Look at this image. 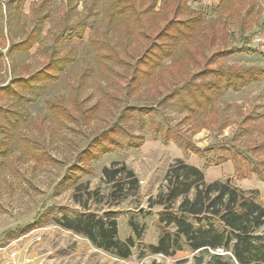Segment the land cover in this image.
I'll use <instances>...</instances> for the list:
<instances>
[{
	"label": "rangeland",
	"instance_id": "rangeland-1",
	"mask_svg": "<svg viewBox=\"0 0 264 264\" xmlns=\"http://www.w3.org/2000/svg\"><path fill=\"white\" fill-rule=\"evenodd\" d=\"M36 1L27 0L21 7L22 15L5 24L4 0H0V31L4 37L0 35V55L3 58L0 87L44 69L50 56L55 60V55L67 58V62H63L55 79L44 84L35 82L32 90L17 88L24 100L5 97L0 102L6 109V115L0 116V245L23 235H27L22 239L27 244L31 231L42 228V240L31 245L30 251L36 261L41 260L43 264H197L195 260L201 257L202 264H213L211 255L216 254L226 264H237L232 255L219 250L191 252L184 248L172 256L151 254L149 246L156 245L160 237V217L169 213L180 217L176 210L181 199L166 212L158 204L149 208V198L155 201L163 188L162 180L168 165L175 159L199 167L206 182L214 181L228 177L224 163L210 165L213 158L223 154L220 146H234L245 151L250 141L264 138V78L238 92L231 89L218 92L210 105L196 113H191L179 101L187 99L185 85L192 84L193 80L199 84L210 80L211 76L205 79L193 77L208 65L204 57H199L201 54L208 57L217 50L243 47V52L224 57L211 65L263 68L264 54L251 40L264 29V0H255L258 14L246 21L245 28L240 27L235 19L217 21L215 13L207 9L201 12L205 24L196 36L187 40L180 38L179 41L171 39L177 56L183 55L184 48L195 51L197 46L195 55L199 57L198 61L190 62L185 70L187 73L180 77L163 76L161 71L139 87L135 85L136 88L129 79L135 69H143L138 61L149 43H156L157 28L163 21L143 19L142 34L149 41L133 42L123 31L108 30V43L120 52L123 62L97 64L95 59L99 57L95 47L92 45L91 52V45L87 43L91 29L98 26L96 13L101 7L92 8L91 0H54L48 5L50 16L45 21L39 43L28 51H10L8 47L23 41L30 31L33 24L29 6ZM87 1V5H83ZM192 3L187 2L193 6ZM157 8L162 10L163 6L159 4ZM174 10L175 7L166 8L165 15L171 18ZM75 22L87 25L84 38L66 39L55 44L53 37L62 28L74 26ZM212 37L216 43L205 47L203 44H208ZM51 48L54 53H50ZM168 63L169 60H165L164 64ZM60 100L63 103L59 105ZM47 101L65 107V114L48 113ZM128 107H145L151 112L145 115L134 111L128 113L131 116L124 114L120 120ZM246 118L254 121L252 136L244 132L246 123L243 120ZM116 126L124 129L126 134L116 135L119 145L115 150L94 161L84 160L82 152L93 143V138L101 136L107 139L111 136L110 131H117ZM167 130L197 149H207V153L199 157L181 150L171 141L165 144L158 132ZM140 140L141 145L133 148L132 144ZM262 159L264 157H258L255 161ZM113 163L125 165L137 179V189L129 190L125 199H118L122 193L116 189L112 195V185L106 184L103 178L102 168H109ZM231 181L238 188L257 189L258 201L264 206V178L257 179L252 175L244 182L234 177ZM80 184H87L93 195L88 197L82 186L77 190ZM74 194L83 203L85 201L86 209L73 201ZM189 197L192 198L191 195ZM86 211L99 216L114 212L119 239L126 241L132 237L134 240L135 246L126 260L96 249L85 237L58 225L62 216L73 219ZM186 219L196 225L195 218L187 216ZM128 222L134 225L140 235L138 238ZM173 230L175 227L171 224L168 231ZM257 234H264V226Z\"/></svg>",
	"mask_w": 264,
	"mask_h": 264
},
{
	"label": "trees",
	"instance_id": "trees-1",
	"mask_svg": "<svg viewBox=\"0 0 264 264\" xmlns=\"http://www.w3.org/2000/svg\"><path fill=\"white\" fill-rule=\"evenodd\" d=\"M26 1L4 0L5 24L14 22L16 17L22 15L21 7ZM91 1L92 8H95V6L101 7L100 11L96 13L98 26L95 29H91L92 34L89 36L87 43L89 46L91 45V52L92 45L95 47V52H97L96 54L99 57L95 59L97 64H104L105 61L110 64L123 62L121 56H119L120 52L108 43V30L123 31L125 36L131 38L133 42L149 41L142 34L144 33L141 28L143 19L154 18L163 21L162 25L157 28L156 43L154 41L149 43L143 56L138 61L143 66V69H135L133 77L129 79L131 80L130 83L134 85L133 88H136L135 85L139 87L142 83L154 77V74L161 71L164 74L163 76L166 74L167 76L175 75L180 77L181 74L187 73L185 70L190 65V62L195 63L199 57H204L208 64L207 67L197 71L193 77L204 78L211 76L210 80L203 82V84H199L200 82L193 83V80L192 84L185 85L186 87L183 88L184 93L187 94V99L179 100L183 102L184 108L191 113H196L198 109H205L208 104L210 105L218 92H223L225 89L238 92L241 88L254 84L263 78L264 71L256 67L226 66L221 68L211 65L224 57L243 52L245 50L243 47L217 50L208 57L204 54L196 57L197 46L194 48L195 51L187 47L182 51L183 55L177 56L171 39L179 41L180 38L187 40L189 37H194L205 24V19L201 13L193 15L192 12H189L193 15L192 17L185 19L181 17L185 9L182 0H176L168 4L163 3L164 8L159 11L155 10L156 0ZM51 3H53V0H39L30 4V18L33 25L23 41L15 42V44L8 47L10 51H28L39 43L45 21H48L50 16L48 5ZM87 3L88 1L83 5L86 6ZM168 5L175 7L171 18L165 15ZM255 6V0H221L216 9L217 21L237 19L240 27L245 28L246 21L252 18ZM187 11L189 10L187 9ZM86 29L87 25L85 23L75 22L72 27L62 28L60 33L53 37L54 43L60 44L66 39L70 41L75 38L83 39ZM0 35L4 38L1 31ZM203 39H205L204 41L207 40L205 33L203 34ZM215 43L216 41L214 42L212 37L208 44L205 43L203 45L209 47ZM50 53H54L53 48L50 49ZM54 57H57V59H52L50 56L43 66L44 69L33 73L30 77L13 79L6 85H2L0 87V102L5 97L15 99V101H22L24 100L23 96L17 88L32 90L31 87H34L35 82L44 84L49 80L55 79L56 74L62 69L63 62H67V58H59L57 55ZM165 60H169L168 65L164 64ZM2 66L3 58L0 55V68ZM62 103L63 100H60L59 105ZM59 105L47 101V112L55 111L61 113V115L65 114V107L63 108ZM134 111L145 115L151 112L149 108L145 107L138 109L128 107L125 109V113L123 112L120 120L125 116L124 114L128 115V113L131 114ZM5 112L6 109L0 103V116L4 117L6 115ZM243 122L246 123V127H244L245 134L252 136L253 132H255L254 121L251 118H246ZM202 127H205V125ZM115 129L117 131H110L109 134L111 136H108L107 139L101 136L93 138V143L82 152L85 156L84 160L94 161L99 159L101 155L114 151L119 145V142L115 139L116 135L126 134L124 129L122 130L118 126ZM0 131H2L1 126ZM158 133L165 144L171 141L181 150L190 151L199 157H204L207 153V149H197L193 144L185 143L169 130ZM141 143V140L138 143H133L132 147L138 148ZM219 148L223 151V154L215 157V159L213 158L210 161L211 166L226 163L229 160L235 167L234 177L236 179L243 180L252 175L257 179L264 178V159L255 161L258 157H264V138L250 141L245 151H239L234 146H220ZM102 175L106 184L112 185V195L114 189L122 193V196L118 197V199H125L129 195V190L135 191L137 189L138 184L135 174L132 170L127 169L125 165L113 163L109 168H102ZM162 183L163 188L157 193L155 201L153 202L149 198V208L158 204L168 212L173 203L181 199L176 210L180 217L172 213H169L170 215L168 216L160 217V237L156 245L149 246L151 254L172 256L176 251H181L184 248L191 252H201L202 250L216 252V250H219L232 255L237 264H264V234H257L260 227L264 226V206L258 201L259 193L257 190H242L232 183L230 177L206 182L204 173L199 167L190 165L181 159H175L168 165ZM81 186L84 187L88 197L93 195L87 184H80L77 190ZM190 195L192 198L189 197ZM73 201L83 205V208L86 209L85 201L83 203L77 194L73 195ZM187 216L196 219L195 226L186 219ZM171 224L174 225L175 230L170 232L168 229ZM58 225L65 230L67 229L85 237L90 245L96 249L98 248L119 259L126 260L135 246L132 237H128L126 241L119 239L114 212H105L103 216H99L86 211L81 217L73 219L68 216H62L58 221ZM128 225L138 238L140 235L132 222H128ZM211 259H213V264H226L218 254L211 255ZM195 262L202 264L203 257L197 258Z\"/></svg>",
	"mask_w": 264,
	"mask_h": 264
},
{
	"label": "built area",
	"instance_id": "built-area-1",
	"mask_svg": "<svg viewBox=\"0 0 264 264\" xmlns=\"http://www.w3.org/2000/svg\"><path fill=\"white\" fill-rule=\"evenodd\" d=\"M258 50L264 54V29L256 33L252 40ZM42 228L31 231L32 235L27 244L22 241L27 235L11 240L7 244L0 245V264H43L41 260L36 261V257L32 256L31 245L37 244L42 240Z\"/></svg>",
	"mask_w": 264,
	"mask_h": 264
},
{
	"label": "crops",
	"instance_id": "crops-1",
	"mask_svg": "<svg viewBox=\"0 0 264 264\" xmlns=\"http://www.w3.org/2000/svg\"><path fill=\"white\" fill-rule=\"evenodd\" d=\"M37 1H39V0H37ZM36 1V2H37ZM54 1V0H53ZM63 1V0H62ZM173 1H176V0H156V8H155V10H157L158 8V6H159V4L160 5H162L163 6V8H164V5H163V3H165V4H168V3H171V2H173ZM189 1H191V2H193L192 4H193V6H191L190 4L188 5L187 4V2H189ZM220 1L221 0H182V4H184V11L182 12V15L181 16H193L195 13H201V12H205V10L207 9V10H209V12H213V13H215L216 14V17L218 16L217 15V11H216V9L218 8V6H219V4H220ZM30 7V6H29ZM168 7H170L169 5H168ZM167 7V8H168ZM171 8V7H170ZM187 9L189 10V11H187ZM255 9H256V7H255ZM157 11H159V10H157ZM189 12H192L193 13V15L192 14H190ZM256 13V14H255ZM184 14V15H183ZM255 14V15H254ZM258 14V12L256 11V10H254V13H253V15L251 16L252 18H249L250 20L251 19H253L254 17H256V15ZM228 20H230V19H228ZM235 20H237V19H235ZM237 23H239V21L237 20ZM254 67H256V68H258V69H260V70H263L264 71V66H263V68L262 67H258V66H254ZM263 78H264V75H263ZM262 78V79H263ZM261 79V80H262ZM260 80V81H261ZM260 81H258V82H260ZM224 166H227V168H228V173H227V175H228V177H230V178H232V177H234V166H233V164H232V162L231 161H229L228 160V162H226V163H224ZM228 177H226V178H228ZM235 178V177H234ZM250 178V177H249ZM249 178H245V179H249ZM219 179H223V177H220ZM244 179V180H245ZM260 179V178H259ZM244 180H240V181H242V182H244ZM210 181H212V180H210ZM209 181V182H210ZM239 182V181H238ZM241 189H243V187H240ZM248 188V187H247ZM243 190H257V189H243ZM88 241V240H87Z\"/></svg>",
	"mask_w": 264,
	"mask_h": 264
}]
</instances>
